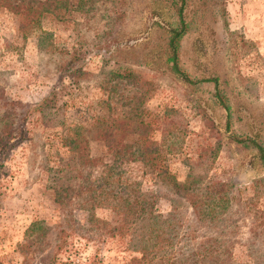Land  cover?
Wrapping results in <instances>:
<instances>
[{
	"label": "rangeland",
	"instance_id": "1",
	"mask_svg": "<svg viewBox=\"0 0 264 264\" xmlns=\"http://www.w3.org/2000/svg\"><path fill=\"white\" fill-rule=\"evenodd\" d=\"M183 17L179 65L191 79L215 83L190 85L168 69L165 29L177 22L168 0H0V116L13 111L8 120L21 134L0 152V264H40L37 253L24 256L18 247L32 221L50 228L45 246L53 227L84 224L85 211L62 198L76 184L77 164L58 137L79 124L87 153L104 155L101 115L149 124L158 163H131L125 175L153 195L160 213L174 206L185 223L193 221L161 170L179 182L192 176L201 191L211 181L228 183L221 215L208 229L197 224L196 242L207 235L235 264H264V165L255 150L231 139L264 144V0H187ZM41 32L48 34L43 46ZM137 128L123 141H137ZM94 213L114 221L105 206ZM93 243L102 264H126L134 254L98 240L82 255Z\"/></svg>",
	"mask_w": 264,
	"mask_h": 264
},
{
	"label": "trees",
	"instance_id": "2",
	"mask_svg": "<svg viewBox=\"0 0 264 264\" xmlns=\"http://www.w3.org/2000/svg\"><path fill=\"white\" fill-rule=\"evenodd\" d=\"M168 1L177 15L176 24L165 29L168 69L190 85L208 81L215 83L214 78L193 80L180 67L179 41L188 30V23L183 17L187 0ZM41 33L43 36L37 39L39 46L44 45V39L48 40V34ZM75 71L82 72L80 68ZM216 88L215 85L214 96L228 114L226 99ZM7 102L12 104L14 101ZM17 105L26 106L21 103ZM28 110L26 108L23 114ZM4 111L0 116V152L10 149L21 138V134L13 133L15 128L8 120L13 111L9 108ZM99 119L97 130L105 148L104 155L91 156L87 153V140L79 124L65 129L58 137L59 146L71 151L77 164L71 175L76 178V184L62 189V198L68 202L75 200V204L85 211L84 224L53 227L51 242L45 246V237L50 228L40 220L32 221L24 231L23 243L18 244L22 254L37 253L40 264H102L98 243H93L95 247L92 253L82 255L88 242L99 240L114 243L119 251L134 253L126 264H235L230 256L221 255L211 248L215 239L205 235L196 242L197 224L208 229L221 215L227 202L229 184L211 181L201 191L196 189L192 176L187 175L179 182L166 170H161L160 176L167 180L174 195L183 199L190 208L193 221L185 223L180 217L182 214L174 206L162 214L155 209L153 195L143 191L136 178L125 175L131 163L150 167L158 163L155 143L145 134L149 124L146 123L145 127L143 122L137 121L133 126L128 123V117L117 119L113 115L107 118L101 115ZM137 126L141 128L140 138L137 141H123V135L132 133L138 129ZM12 139L15 142H11ZM231 139L243 148L255 150L260 163L264 165V144L260 140L236 134L231 135ZM101 206L111 210L112 223L95 215V208ZM45 247L46 252L43 253Z\"/></svg>",
	"mask_w": 264,
	"mask_h": 264
}]
</instances>
